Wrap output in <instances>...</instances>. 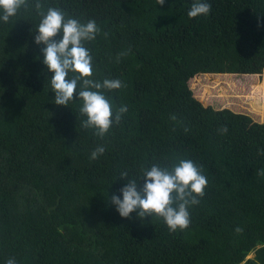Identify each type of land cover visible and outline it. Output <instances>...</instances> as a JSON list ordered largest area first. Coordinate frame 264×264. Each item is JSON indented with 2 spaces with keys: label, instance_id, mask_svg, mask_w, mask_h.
<instances>
[{
  "label": "trees",
  "instance_id": "obj_1",
  "mask_svg": "<svg viewBox=\"0 0 264 264\" xmlns=\"http://www.w3.org/2000/svg\"><path fill=\"white\" fill-rule=\"evenodd\" d=\"M39 2L45 13L95 20L100 31L84 44L91 78L125 86L100 90L113 112L101 138L82 127V100L55 104L45 46L35 43L36 0L0 19V264H264V122L192 92L201 75L262 74L264 0H202L211 11L196 18L195 0ZM98 146L105 152L91 159ZM185 159L208 180L189 228L120 216L111 196L122 199V172L139 183L142 168Z\"/></svg>",
  "mask_w": 264,
  "mask_h": 264
},
{
  "label": "clouds",
  "instance_id": "obj_2",
  "mask_svg": "<svg viewBox=\"0 0 264 264\" xmlns=\"http://www.w3.org/2000/svg\"><path fill=\"white\" fill-rule=\"evenodd\" d=\"M166 0H157L163 6ZM35 9L41 16V21L35 32V43L44 45L41 49L43 63L52 73L51 86L55 93V104L68 106L70 101L80 99L83 105L80 113L86 115L82 127L95 128L96 135L103 138L113 125L112 107L101 89L116 90L125 85L119 80L105 79L102 83L92 79V56L84 46L85 42L94 40L100 31L95 20L81 24L74 18H65V14L57 8H49L47 12L41 11L42 5L36 0ZM29 0H0L2 19L8 22L15 17L21 9L27 10ZM211 5L202 0H195L188 16L196 18L210 14ZM62 34V35H61ZM60 37L57 39V37ZM69 73L77 75L69 78ZM80 83L79 91L78 82ZM95 89L96 91H92ZM127 106H121L115 117L117 123ZM227 132V127L222 129ZM105 152L103 146H98L92 153L91 159H97ZM261 154H264L262 151ZM143 181L128 179V173L122 172L120 178L126 179L127 184L119 189L120 195L113 194L111 203L122 218L132 219V213L142 221L148 217H159L167 224L170 233L189 228L191 220L189 206L199 203L196 197L204 196V189L208 185L207 178L200 168L189 159L180 160L171 170L158 165L150 169L142 168ZM260 175L264 176V170ZM242 229L237 228V232ZM6 264H16L15 258L7 260Z\"/></svg>",
  "mask_w": 264,
  "mask_h": 264
},
{
  "label": "rangeland",
  "instance_id": "obj_3",
  "mask_svg": "<svg viewBox=\"0 0 264 264\" xmlns=\"http://www.w3.org/2000/svg\"><path fill=\"white\" fill-rule=\"evenodd\" d=\"M255 76L233 73L201 75L199 82L192 87V92L204 105L215 109L228 108L264 122V87L261 92L254 88L259 83L264 86V71ZM203 86L208 88L206 94ZM253 256L251 253L247 258Z\"/></svg>",
  "mask_w": 264,
  "mask_h": 264
}]
</instances>
